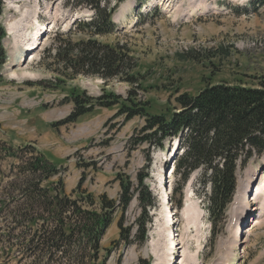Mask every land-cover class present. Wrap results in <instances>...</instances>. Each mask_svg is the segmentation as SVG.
<instances>
[{"label": "rangeland", "instance_id": "1", "mask_svg": "<svg viewBox=\"0 0 264 264\" xmlns=\"http://www.w3.org/2000/svg\"><path fill=\"white\" fill-rule=\"evenodd\" d=\"M251 1L122 2L112 17L118 31L97 39L128 48L137 63V89L135 84L117 79L65 78L53 71L56 67L50 57L55 35L67 31L74 20L88 18V9L74 7V0H0L6 56L0 69V144L13 148L35 145L39 134L43 140L53 139V146L48 145L45 152L60 168L66 194L80 184L82 191L94 197L106 194L117 199L116 176L134 181L138 172L147 174L144 182L155 206L147 211L150 222L145 225L144 242L141 223L147 217L133 199L124 213V227L131 228L132 244L119 237L117 213L100 242L94 264H264V205L252 199L253 192H262L264 153L238 170V197L234 199L233 194L224 220L212 224L206 207L209 187L201 192L200 171L192 173L177 190L172 174L166 180L168 199L172 200L160 204L156 185L162 174L170 173L171 142H166L163 150L142 145L127 155L126 141L144 120L135 116L123 122V115H118L129 91L131 100L148 104L149 113L168 114L177 94H195L217 82L255 85L264 80V6L255 7ZM79 38L84 37L78 33L72 36L73 40ZM26 47L28 52H24ZM19 48H23V60H13ZM191 51L197 60L189 58ZM72 92L103 100H112L107 95L115 94L119 99L110 107L95 106L76 122L65 123L73 110ZM9 162L0 152V196L11 177ZM180 192L184 210L176 207ZM173 225L175 236L169 233ZM239 229L240 236L234 238ZM8 233L0 221V264H29L17 250L4 246Z\"/></svg>", "mask_w": 264, "mask_h": 264}, {"label": "trees", "instance_id": "2", "mask_svg": "<svg viewBox=\"0 0 264 264\" xmlns=\"http://www.w3.org/2000/svg\"><path fill=\"white\" fill-rule=\"evenodd\" d=\"M125 0H74V7L88 9L90 16L74 20L64 33L55 35L50 57L57 74L97 77L104 81L117 79L136 85L135 58L124 44H109L98 37L114 34L118 26L113 13ZM251 5L263 7L264 0H252ZM78 33L84 38L73 40ZM0 24V69L5 63ZM194 52L187 55L197 60ZM132 92L121 104L123 122L135 116L143 118L126 141L128 154L142 145L163 150L166 142L177 141L173 152V175L176 190L200 171L201 192L209 187L207 211L212 224L223 221L227 206L236 188L237 172L254 156L264 153V80L255 85L243 82L207 84L195 94L180 93L168 114L149 113L146 103L131 100ZM112 100L94 98L85 92L70 93L73 110L64 121L76 122L95 106L110 107ZM131 102L128 106L126 103ZM0 152L10 162L8 182L0 196V221L11 233L3 240L9 251L17 250L29 264H94L99 258L100 242L119 213V237L132 244L131 228L124 227V213L136 199L143 215L141 243L145 225L150 222L147 211L155 200L144 180L147 174L138 172L132 181L116 176L120 192L117 199L106 194L94 197L82 191L80 184L66 194L60 178V168L46 159L33 145L13 148L0 144ZM55 181L50 182L51 179ZM176 203L182 206V192ZM206 193L203 194V196ZM172 200V197L169 199Z\"/></svg>", "mask_w": 264, "mask_h": 264}, {"label": "bare ground", "instance_id": "3", "mask_svg": "<svg viewBox=\"0 0 264 264\" xmlns=\"http://www.w3.org/2000/svg\"><path fill=\"white\" fill-rule=\"evenodd\" d=\"M37 44H36V46H35V48H37V45H38V43L39 42H36ZM21 46V45H20ZM19 46V47H20ZM28 49H30V48H25L24 49V52H28ZM19 51V52H18ZM18 51H17V56H16V58L15 59H13V60H19V61H21V60H23V57H24V55L22 54V52H23V48H19L18 49ZM12 60V61H13ZM174 142L177 144V141L176 140H174ZM174 159V157L172 158V160ZM170 176H172V174L171 175H169L168 177H167V172H165L164 174H162L160 177H159V182H158V184H160V181H161V177H163L164 178V180H165V184H164V186H162V187H160L161 189L159 190V193H160V196H161V198H160V201H161V203L160 204H169V202H168V192H167V188H166V180L170 177ZM252 184V183H251ZM255 187V186H254ZM260 188H261V190H262V192L260 191V190H254L255 192H253L252 193V195H253V197H252V199L254 200V202H258L262 207H263V205H264V176H263V180H261L260 181ZM234 199L235 198H237L238 197V193H237V188H236V190H235V192H234ZM188 195V194H187ZM166 200H167V203H166ZM232 203H233V201H232ZM161 206V205H160ZM184 206H185V203H183V206L181 207L182 208V210H184ZM262 207H260L259 209H261ZM258 208H254V211H258L259 210ZM261 216L262 215V213H260V214H258V216ZM239 228V227H238ZM242 232V230H240L239 229V231H238V233L237 234H235L234 235V238H236L237 236H240L239 234ZM171 235H173V236H175V230H174V225L173 226H171L170 227V232H169ZM172 256H174V255H172ZM171 256V257H172ZM171 261V260H170Z\"/></svg>", "mask_w": 264, "mask_h": 264}, {"label": "crops", "instance_id": "4", "mask_svg": "<svg viewBox=\"0 0 264 264\" xmlns=\"http://www.w3.org/2000/svg\"><path fill=\"white\" fill-rule=\"evenodd\" d=\"M36 141V150L41 153L46 159H48L49 161H51L48 157H47V153L45 152L46 150H48V145H52L53 146V139H45L43 140L41 134L37 135V137L35 138ZM49 141V144H48ZM29 144V143H28ZM53 162V161H51Z\"/></svg>", "mask_w": 264, "mask_h": 264}, {"label": "water", "instance_id": "5", "mask_svg": "<svg viewBox=\"0 0 264 264\" xmlns=\"http://www.w3.org/2000/svg\"><path fill=\"white\" fill-rule=\"evenodd\" d=\"M168 149H170V147L168 148ZM170 169V167L167 169V171Z\"/></svg>", "mask_w": 264, "mask_h": 264}]
</instances>
